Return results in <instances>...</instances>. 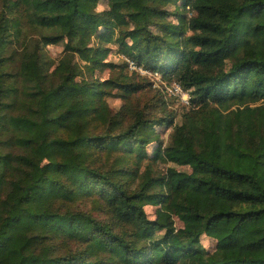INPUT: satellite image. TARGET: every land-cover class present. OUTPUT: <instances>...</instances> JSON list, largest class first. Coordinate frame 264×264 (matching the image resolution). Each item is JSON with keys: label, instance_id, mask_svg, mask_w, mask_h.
I'll return each mask as SVG.
<instances>
[{"label": "trees", "instance_id": "1", "mask_svg": "<svg viewBox=\"0 0 264 264\" xmlns=\"http://www.w3.org/2000/svg\"><path fill=\"white\" fill-rule=\"evenodd\" d=\"M106 2L4 0L0 264H264V0ZM25 24L42 31L41 45L64 43L52 73L27 47ZM112 45L189 92L188 103L165 94L186 109L166 147L157 126L173 116L135 111L142 84L127 62L116 77L80 78L82 68L114 70ZM115 90L125 99L117 112ZM19 100L25 114L12 111ZM145 160L191 172L154 177ZM85 196L110 219L75 206ZM147 205L159 208L155 219Z\"/></svg>", "mask_w": 264, "mask_h": 264}, {"label": "rangeland", "instance_id": "2", "mask_svg": "<svg viewBox=\"0 0 264 264\" xmlns=\"http://www.w3.org/2000/svg\"><path fill=\"white\" fill-rule=\"evenodd\" d=\"M4 0H0V13L3 12ZM106 0H101V3L98 6L99 10H104L107 7ZM170 10H174L175 6L171 5ZM191 12L188 13V17H190ZM174 20V19H173ZM25 30L26 35L25 41L27 44V47L31 50L37 49L40 53H42L43 62L45 63V67L49 68V72L52 73L54 69L57 67V64L59 61L64 57L65 54V46L64 43H58V44H50L47 46L41 45L38 41L41 38L42 31H40L37 28L31 27L27 24H25ZM93 44H97V40L93 41ZM113 50L111 51L108 61H111L116 65L114 70H111L110 68H102L98 69L92 74H89V72L85 71V68H82L84 73L80 78L90 79L92 77H97L100 79H108L110 77H116L119 74V64L124 65L127 62V58L125 55L118 52L117 46L112 45ZM15 57L14 62L10 65L9 71L11 73L17 74L18 72V65L20 64L21 60V53L23 50L22 44L15 45ZM77 63L83 67L84 62L80 61L78 57L74 58ZM130 60V59H129ZM138 69H141V71L134 70L139 72L141 75H138V73L134 72L133 69L126 68L125 73H127L128 76H132L134 79V82L141 83L142 89L139 90L137 93H135L132 96V103L133 107L135 108V111H143L149 116L153 117H163L165 116V113L172 114V118H167V122L164 123L162 126H157L159 137L157 138L159 142L163 145V147H166L170 144L172 140V135L174 133L175 127L180 126L184 122V112H186V109L183 108L182 105L178 104L177 101H174V99H170L165 94L167 93L166 90L163 87V84L161 81L166 80L162 78V75L159 72L151 71L149 69H144L140 66H138ZM21 77L15 76V84L19 86L21 89ZM150 81H152L153 85L150 84ZM113 96L108 98L109 107L113 112H117L121 109V107L125 103V99H123L119 91L115 90L113 91ZM21 95V93H20ZM21 98H24L21 96ZM14 114H25L27 109L25 108V105L19 100L17 106L12 109ZM154 148L151 146L149 148V152L153 153L152 150ZM14 153H22V150L14 147L13 148ZM147 165H149L150 169V175L151 176H158L160 174L166 173L168 167H175L179 171L184 172H191V169L188 166H178L169 162H164L162 160H152L151 163H149L147 160L143 161L141 164V170H145L147 168ZM136 184V183H135ZM102 203V202H101ZM81 209H84L86 211H89L92 215L95 217L102 219V220H109L110 216L106 210V208L103 207V204L100 205L98 198L96 196H85L82 197L78 205ZM146 213L148 214L149 218L155 219L158 213L159 208L157 206L153 205H147L145 207ZM175 222L177 226H181V222L175 217ZM203 245L209 249H213L215 242L210 239L209 237L203 238Z\"/></svg>", "mask_w": 264, "mask_h": 264}, {"label": "built area", "instance_id": "3", "mask_svg": "<svg viewBox=\"0 0 264 264\" xmlns=\"http://www.w3.org/2000/svg\"><path fill=\"white\" fill-rule=\"evenodd\" d=\"M127 63L131 69L141 71V69H138L137 65L132 60L127 59ZM161 82L168 94L173 95L179 98L181 101L188 103L190 94L183 88V86L179 82H173L172 84L166 83L165 81Z\"/></svg>", "mask_w": 264, "mask_h": 264}]
</instances>
